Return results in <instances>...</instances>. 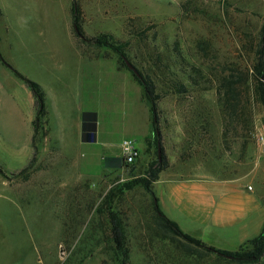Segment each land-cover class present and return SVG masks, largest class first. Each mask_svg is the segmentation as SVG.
Returning <instances> with one entry per match:
<instances>
[{"label": "rangeland", "instance_id": "obj_1", "mask_svg": "<svg viewBox=\"0 0 264 264\" xmlns=\"http://www.w3.org/2000/svg\"><path fill=\"white\" fill-rule=\"evenodd\" d=\"M73 1L0 0V169L9 176L0 171V264H122L114 248L110 211L118 214L126 234L127 264H230L202 250V257L200 253L189 257L162 239L153 222L152 194L143 185L124 187L147 176L155 164L157 148L151 134L146 163L125 165L122 173L109 170L106 156H123L121 142L130 131L125 123L135 90L131 81L137 80L114 49L84 42L75 34ZM185 1L76 3L86 36L114 35L125 44V58L154 80L161 95L162 143L168 160L173 142L188 140L189 153L195 160H205L200 169L192 165L189 173L236 176L251 172L249 179L264 197V147L258 141V134H264V107L253 104L255 129L248 143H243L244 138L224 140L215 91L196 90L216 84L218 77L232 69L253 74L264 25V0H193L190 9L183 7ZM78 39L85 52L98 57L92 108L100 129L96 170L85 179L82 196L77 159L57 158L50 172H40L43 164L38 158V174L33 176L31 170L17 174L35 154L32 136L37 105L15 70L38 83L61 76L66 90H59L66 103H59V110L66 123L72 124L77 111L72 100L81 72ZM200 42L207 45L206 51ZM191 76L199 80L196 85ZM181 82L186 92L179 90ZM202 96L206 105L200 102ZM204 106L209 113H203ZM201 114L211 121L207 131L200 126ZM137 147L144 152L140 140Z\"/></svg>", "mask_w": 264, "mask_h": 264}, {"label": "crops", "instance_id": "obj_2", "mask_svg": "<svg viewBox=\"0 0 264 264\" xmlns=\"http://www.w3.org/2000/svg\"><path fill=\"white\" fill-rule=\"evenodd\" d=\"M76 45L79 48L78 66L81 70L72 100L73 107L74 102L77 103L76 117L72 124H67L59 110V103H66L64 92L59 90L60 88L66 90L65 81L61 76H56L48 83H39L46 94L48 114L45 118L47 120L45 127L48 135L38 143V149L35 150L33 144V149L36 162L39 158L43 164L40 172H50L57 158H63L64 161L77 159L81 174L77 184L82 196L84 192L82 190L86 187L84 181L92 171L96 170L99 155V125L97 124L96 141H84L82 136L83 112L95 110L92 108V101L96 100L97 96L98 57L85 52L80 39L76 40ZM116 73L120 76L119 71ZM131 83L135 90L125 123L130 131L125 138L135 139L136 144L138 140L141 141L144 152L139 150L140 155L133 163L141 166L150 156L148 141L151 134L150 109L145 102L143 89L137 82L131 81ZM31 91L36 101L34 92L32 89ZM201 98L200 102L206 105L204 103L206 98L204 96ZM223 130L224 127L221 132L224 139ZM187 142L189 141L181 138L173 142V154L169 160L167 158L169 165L160 172L157 180L152 184L155 202L160 210L175 221L185 233L210 246L236 251L250 244V241L258 237L264 229V197L259 194L252 179H249L251 172L236 176L222 173L215 175L189 173L192 165L195 164L200 169L205 160H195L196 158L189 153L190 146ZM106 158L108 168L112 172L116 170L117 173H122L125 170L122 155L109 153ZM36 162L31 169L33 176L39 173L36 170Z\"/></svg>", "mask_w": 264, "mask_h": 264}, {"label": "trees", "instance_id": "obj_3", "mask_svg": "<svg viewBox=\"0 0 264 264\" xmlns=\"http://www.w3.org/2000/svg\"><path fill=\"white\" fill-rule=\"evenodd\" d=\"M74 0L72 2V14H73V24L77 25L78 29H75V34L79 36L84 42H89L95 44L98 47H110L117 52L122 58L123 64L128 68L127 62L125 60L126 52L124 51V42H119L114 35L109 33H101L94 37H88L85 35L82 24L80 8L75 4ZM193 0H186L182 3L183 7L190 9ZM199 47L203 50H207V45L203 42L199 43ZM136 67V66H135ZM137 68V67H136ZM141 74V78L134 74L135 79L141 85L144 93V99L150 109L151 118V135L153 136V141L156 144V153L158 158L155 160L156 166L152 164V168L149 170L147 176L143 178L135 179L124 184V187L130 189L136 185H143L147 191H149L153 196L152 184L157 180L160 172L168 167V160L165 155L164 146L162 143V129L161 120L159 113V100L161 95L156 90V84L150 74L144 73L142 70L137 68ZM199 75H201V69L196 68ZM253 74L245 72L239 69H232V71L227 75H222L216 77V84H210L205 87H196L198 92L201 91H211L215 90L217 95V103L220 113L223 117V136L224 139L231 137L233 139L244 138V144L248 143L247 138L251 137L255 129L253 104L259 102L264 107V25L262 28V36L260 49L257 51V63L254 65ZM15 73L20 77L26 84L33 90L36 105L38 109L37 121L35 134L33 136V144L35 150L38 149V143L41 142L43 138L48 135V130L45 127L47 120L45 119L48 114V109L46 106V94L42 86L26 77L24 74L15 70ZM195 85L199 82L194 76H191ZM254 80V81H253ZM211 82V79H209ZM181 92H186L185 85L181 82L179 86ZM203 113L207 114L210 112L206 106L202 110ZM203 121L201 127L208 130V126L211 121L208 115H202ZM97 123L98 114L95 110H85L83 112V129L82 136L83 140L87 142H94L97 139ZM150 147L152 141L148 139ZM159 145L161 148V160L159 157ZM123 159L121 158V161ZM36 162V156H34L31 162L23 168L17 174H24L30 171ZM127 166L130 164L124 163ZM4 176L9 177L3 170L0 169ZM15 174V173H14ZM154 205V215L153 222L156 225L157 234L164 240H168L173 246L184 251L187 256L195 257L197 254L200 257L203 256L202 251L208 254H217L219 257L223 258L227 263L230 264H264V229L263 232L256 238L250 241V244L242 246L239 250L229 251L218 249L214 246H210L200 239H197L187 233H185L180 226L169 217H167L159 208L158 204L155 202L153 197ZM110 222L112 238L114 243V248L118 258L122 261V264H127L129 260V247L126 244V234L124 232L121 220L116 212L110 211ZM233 256H255V259L245 260V259H235Z\"/></svg>", "mask_w": 264, "mask_h": 264}, {"label": "built area", "instance_id": "obj_4", "mask_svg": "<svg viewBox=\"0 0 264 264\" xmlns=\"http://www.w3.org/2000/svg\"><path fill=\"white\" fill-rule=\"evenodd\" d=\"M258 141L260 145L264 147V134H258ZM121 146L123 150L124 162L130 165L133 164L140 155L135 139L125 138L121 142Z\"/></svg>", "mask_w": 264, "mask_h": 264}, {"label": "water", "instance_id": "obj_5", "mask_svg": "<svg viewBox=\"0 0 264 264\" xmlns=\"http://www.w3.org/2000/svg\"><path fill=\"white\" fill-rule=\"evenodd\" d=\"M75 4H77L76 3V1H75ZM75 27V29L77 30L78 29V27H77V25H75L74 26ZM125 60H126V62H127V65L129 66V68L135 73V74H137V76H139L140 78H141V74L139 73V70L128 60V59H126L125 58ZM158 152H159V157H160V160H161V148H160V145H159V150H158ZM233 258H235V259H239V260H241V259H245V260H252V259H255V256H233Z\"/></svg>", "mask_w": 264, "mask_h": 264}]
</instances>
